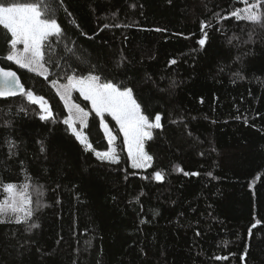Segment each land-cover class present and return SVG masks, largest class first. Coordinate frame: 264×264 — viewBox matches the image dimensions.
Instances as JSON below:
<instances>
[{"label":"trees","instance_id":"obj_1","mask_svg":"<svg viewBox=\"0 0 264 264\" xmlns=\"http://www.w3.org/2000/svg\"><path fill=\"white\" fill-rule=\"evenodd\" d=\"M244 5L57 0L64 36L52 38L59 66L46 64L47 79L6 59L10 33L0 26V66L53 112L45 121L24 96L0 100V203L8 183L27 184L35 210L26 224L0 223V264H264V27L230 15ZM201 22L210 25L203 47ZM90 71L131 87L150 120L161 115L144 145L148 169L132 168L112 121L119 162L95 157L107 142L77 94L95 151L63 123L51 81Z\"/></svg>","mask_w":264,"mask_h":264},{"label":"snow or ice","instance_id":"obj_2","mask_svg":"<svg viewBox=\"0 0 264 264\" xmlns=\"http://www.w3.org/2000/svg\"><path fill=\"white\" fill-rule=\"evenodd\" d=\"M60 2L62 3V0ZM56 3L57 0H32L30 3H11L9 0H0V26L10 33V49L6 59L13 61L21 68L43 76L45 79L49 76V68L46 67V64L59 66L51 54L52 38L62 39L64 36L63 29L56 19L58 10ZM243 3L247 6L237 8L230 15L238 21H247L264 27V0H254L252 3L249 0H243ZM227 18L224 17V19ZM116 26L119 27V25ZM209 26L201 22V31L204 32V38L198 41L201 47L205 45L207 39V32L204 29ZM104 27L107 28L109 25L105 24ZM251 37L252 34L249 33V40ZM232 39L238 38L233 37ZM232 39H229V43L232 42ZM18 45H23V49H19ZM170 63L175 64L176 61L172 60ZM94 69L95 66H92V70ZM73 73H75V69H73ZM235 75L243 79L239 73ZM66 78L67 84L57 85L55 79L51 83L60 98L64 100L65 107L70 113L63 123L85 146V150L95 151L92 144L88 142L87 136L77 129L76 122L79 121L82 128L88 127L89 113L84 111L80 105L70 102L74 90L79 91L85 100L90 101L96 115L101 117V126L105 130L109 144H114L116 136L104 123V113L111 115L119 125L124 136V143L128 147V154L132 159V167L150 166L153 157L144 151V143L146 140L153 139L152 129L162 127L161 115L156 113L154 121L150 120L151 114H145L146 108L142 110L131 87H121L111 81H102L101 76L92 74V71L87 76L73 74ZM17 94L26 97L31 103L39 105L41 120L47 121L53 118V112L44 97L35 95L31 89L26 90L16 72L0 68V97H12ZM20 110L26 111L24 108ZM95 154L101 160L111 163L119 162L115 147H112L110 151L96 152ZM177 170L183 171L179 166H177ZM184 175H190V173L184 172ZM191 175H198V173H191ZM208 175L211 176V173ZM155 178L162 180L161 172H156ZM28 187L27 184H23L17 188V185L13 183H8L5 186L4 191L8 193V199L0 203V216H7L10 212L12 217H9L8 220L0 219V223L13 222L14 218L15 223L26 224L34 216L35 210L31 207L33 200L28 194ZM141 222L143 223V221ZM39 227L38 223H31L28 224L27 230L31 231Z\"/></svg>","mask_w":264,"mask_h":264},{"label":"rangeland","instance_id":"obj_3","mask_svg":"<svg viewBox=\"0 0 264 264\" xmlns=\"http://www.w3.org/2000/svg\"><path fill=\"white\" fill-rule=\"evenodd\" d=\"M247 5H244V7H246ZM19 49H23V45H18L17 46ZM11 62H13V61H11ZM14 63V62H13ZM15 64V63H14ZM15 65H17V64H15ZM18 66V65H17ZM19 67V66H18ZM21 68V67H20ZM22 69H24V68H22ZM64 84H67V82H65V83H63V84H57V85H64ZM55 88V87H54ZM55 90H56V88H55ZM57 92V91H56ZM76 94L82 99V100H84V101H87L88 102V104H89V108H90V110L93 112V113H95V111L92 109V105H91V102L90 101H88V100H85L84 98H83V96H81L80 95V93H79V91H77V90H74V91H72V94H71V103H75V104H78V105H80V103H78L76 100H75V96H76ZM59 97H60V95H58ZM61 99V98H60ZM61 101H62V103H63V105H64V107H65V102H64V100H62L61 99ZM38 105V104H37ZM38 107H39V105H38ZM80 107L81 108H83L81 105H80ZM39 109H40V107H39ZM65 110H66V112H67V117L70 115V113H69V111H68V109L65 107ZM84 111H86V112H88L87 110H85L84 109ZM89 113V112H88ZM96 114V113H95ZM99 117V119H100V126H101V117L100 116H98ZM88 119V118H87ZM103 119H104V123H106L107 125H108V128H109V130L111 131V133L114 135V136H116V140H115V142H114V144H109V141H108V137L106 136V134H105V130H104V128L101 126V129H102V132H103V134H104V137H105V139H106V142H107V150H105V151H100V153H104V152H107V151H110L111 150V148L112 147H115V149H116V147H117V142H118V137H117V134L114 132V129L112 128V126H111V124H110V121H112V122H114V124H115V126H116V130H117V132L120 134V136L122 137V141H123V145H124V149H125V152H126V154H127V156H128V158H129V161H130V164H131V166H132V159H131V157L129 156V154H128V147H127V145L124 143V136H123V133L120 131V129H119V125L116 123V121L112 118V116L111 115H109L108 113H104V115H103ZM87 123H88V120H87ZM76 127H77V129L78 130H80V131H82V132H84V129L85 128H82V126L80 125V123H79V121H77L76 122ZM87 128V127H86ZM71 130V129H70ZM147 141V140H146ZM145 141V142H146ZM144 145H145V143H144ZM144 151H145V148H144ZM94 153V155H95V157L98 159V160H101V159H99L97 156H96V152H93ZM101 161H106V162H109V161H107V160H101ZM111 163V162H110ZM151 164V163H150ZM133 168V167H132ZM149 168V166H147V167H141V168H134L135 170H137V171H144V170H146V169H148ZM155 178V177H154ZM155 180L156 181H161V180H157L156 178H155ZM9 214H12V213H10L9 212Z\"/></svg>","mask_w":264,"mask_h":264},{"label":"water","instance_id":"obj_4","mask_svg":"<svg viewBox=\"0 0 264 264\" xmlns=\"http://www.w3.org/2000/svg\"><path fill=\"white\" fill-rule=\"evenodd\" d=\"M0 68H2L1 66H0ZM7 70V69H6ZM11 71H13V70H11ZM15 72V71H14ZM17 74V73H16ZM17 76H18V74H17ZM19 77V76H18ZM20 81H21V79H20ZM21 83H22V81H21ZM23 84V83H22ZM20 97H22V95H19V94H17L16 96H12V97H0V100H9V99H18V98H20Z\"/></svg>","mask_w":264,"mask_h":264}]
</instances>
